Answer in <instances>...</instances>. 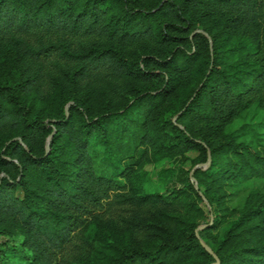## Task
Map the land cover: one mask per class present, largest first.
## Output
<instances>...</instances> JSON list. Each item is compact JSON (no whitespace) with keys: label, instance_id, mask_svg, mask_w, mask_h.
<instances>
[{"label":"trees","instance_id":"16d2710c","mask_svg":"<svg viewBox=\"0 0 264 264\" xmlns=\"http://www.w3.org/2000/svg\"><path fill=\"white\" fill-rule=\"evenodd\" d=\"M263 124L264 0H0V234L26 264H264V194L211 252L136 180L191 150L264 179Z\"/></svg>","mask_w":264,"mask_h":264},{"label":"rangeland","instance_id":"374dc122","mask_svg":"<svg viewBox=\"0 0 264 264\" xmlns=\"http://www.w3.org/2000/svg\"><path fill=\"white\" fill-rule=\"evenodd\" d=\"M260 130L264 133V124ZM255 145H258L256 141ZM258 148L263 150L259 145ZM235 154V152L224 153L222 157L219 156L222 160L218 161L225 163L228 159L235 160ZM205 159L206 156L198 150H191L186 154L185 159L180 157L163 159L144 165L138 171L136 180L140 194L153 193L171 203L180 197L178 208L183 213L181 229L184 232L180 234L182 239L194 229L195 239L212 252L222 242L224 232L229 226H234L248 211L247 197L257 192L264 194V179L253 176L250 180H246L239 175L228 178L222 171H218L216 165H209L211 161L209 156ZM115 215L114 213L113 216ZM255 219L253 217L252 221ZM207 227L211 228L209 235L214 236V239L203 234L202 230ZM209 241L210 245H208ZM21 242L20 235L0 234V243L7 248L4 257L9 263L26 264L31 258L29 253L19 256ZM11 250H16L17 253H12ZM22 256L24 259H21ZM214 258V262L209 261L207 264H217L219 262L217 256ZM203 262H206L204 257L197 256L186 264Z\"/></svg>","mask_w":264,"mask_h":264}]
</instances>
